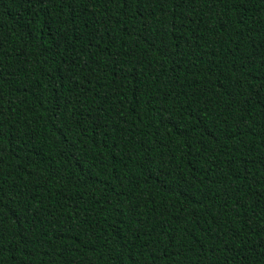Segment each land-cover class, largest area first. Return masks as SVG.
I'll list each match as a JSON object with an SVG mask.
<instances>
[{
  "label": "trees",
  "instance_id": "trees-1",
  "mask_svg": "<svg viewBox=\"0 0 264 264\" xmlns=\"http://www.w3.org/2000/svg\"><path fill=\"white\" fill-rule=\"evenodd\" d=\"M0 264H264V0H0Z\"/></svg>",
  "mask_w": 264,
  "mask_h": 264
}]
</instances>
